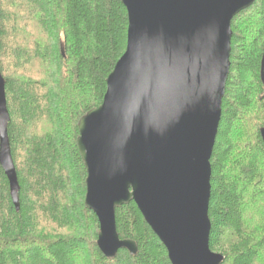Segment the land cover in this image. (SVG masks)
<instances>
[{
	"label": "trees",
	"instance_id": "obj_1",
	"mask_svg": "<svg viewBox=\"0 0 264 264\" xmlns=\"http://www.w3.org/2000/svg\"><path fill=\"white\" fill-rule=\"evenodd\" d=\"M122 0H0V69L20 211L0 166V264H171L134 202L116 211L138 254L107 259L86 207L79 123L99 108L127 48ZM231 73L212 158L210 248L222 264H264V0L232 21Z\"/></svg>",
	"mask_w": 264,
	"mask_h": 264
},
{
	"label": "water",
	"instance_id": "obj_2",
	"mask_svg": "<svg viewBox=\"0 0 264 264\" xmlns=\"http://www.w3.org/2000/svg\"><path fill=\"white\" fill-rule=\"evenodd\" d=\"M257 0H122L127 48L102 105L79 123L86 207L109 260L138 246L118 234L116 211L134 202L171 264H222L210 248L212 158L231 73L232 21ZM264 84V52L261 61ZM0 69V166L19 212L20 184ZM264 144V128L260 129Z\"/></svg>",
	"mask_w": 264,
	"mask_h": 264
},
{
	"label": "flooded vegetation",
	"instance_id": "obj_3",
	"mask_svg": "<svg viewBox=\"0 0 264 264\" xmlns=\"http://www.w3.org/2000/svg\"><path fill=\"white\" fill-rule=\"evenodd\" d=\"M264 52V51H263ZM262 61V60H261Z\"/></svg>",
	"mask_w": 264,
	"mask_h": 264
}]
</instances>
